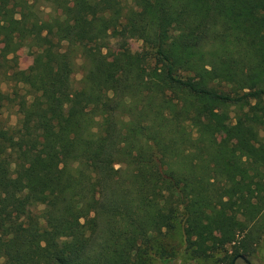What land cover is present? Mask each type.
<instances>
[{
  "label": "trees",
  "instance_id": "obj_1",
  "mask_svg": "<svg viewBox=\"0 0 264 264\" xmlns=\"http://www.w3.org/2000/svg\"><path fill=\"white\" fill-rule=\"evenodd\" d=\"M0 73L3 264H135L178 222L232 264L264 233V0H0Z\"/></svg>",
  "mask_w": 264,
  "mask_h": 264
},
{
  "label": "rangeland",
  "instance_id": "obj_2",
  "mask_svg": "<svg viewBox=\"0 0 264 264\" xmlns=\"http://www.w3.org/2000/svg\"><path fill=\"white\" fill-rule=\"evenodd\" d=\"M41 11H43V17L48 18L56 14V11L51 9V7L42 6ZM88 42L87 38H80V45L86 44ZM93 45V43H89ZM124 50L126 52L135 53L141 55L143 52V41L137 37H128L126 39H114L111 42V47L109 48V54L115 55L119 50ZM108 50H106L107 52ZM35 54V49L23 45L15 53L16 62L20 69H26L33 63ZM110 55V58L112 56ZM143 62L148 65L152 64L153 60L150 58H142ZM78 65H76V70L73 75V86L76 91H80L82 87V78L84 76V69L81 67V58L77 59ZM12 85L4 80L3 75L0 73V91L10 92L12 91ZM231 111V116L235 115L236 106L229 107ZM212 111L217 112V109H212ZM20 119V113L17 107L14 105H9L5 107L0 116V123L4 126H17V122ZM122 167V164H117V168ZM220 234H230L235 235L236 230L232 227H224L219 231ZM184 229L182 225L178 222L173 228H166L159 234H153L149 238V242H142L139 246V251L135 257V264H228L229 259L227 256L233 254V247L229 245L226 250H222L214 253L210 257L196 258L191 256V254L186 249V242L184 240ZM243 243V242H242ZM241 245V243H239ZM238 244V245H239ZM242 250V249H241ZM240 255H245L246 259L249 260L250 264H264V233L261 237L253 243V246L249 251H241ZM237 256L235 259V264H249L246 259ZM234 259V260H235ZM4 259L0 256V264H3Z\"/></svg>",
  "mask_w": 264,
  "mask_h": 264
},
{
  "label": "water",
  "instance_id": "obj_3",
  "mask_svg": "<svg viewBox=\"0 0 264 264\" xmlns=\"http://www.w3.org/2000/svg\"><path fill=\"white\" fill-rule=\"evenodd\" d=\"M241 258L246 259L245 255H240ZM247 260V259H246ZM236 259L232 262V264H235ZM248 261V260H247Z\"/></svg>",
  "mask_w": 264,
  "mask_h": 264
},
{
  "label": "flooded vegetation",
  "instance_id": "obj_4",
  "mask_svg": "<svg viewBox=\"0 0 264 264\" xmlns=\"http://www.w3.org/2000/svg\"><path fill=\"white\" fill-rule=\"evenodd\" d=\"M248 263L250 264L249 260H248Z\"/></svg>",
  "mask_w": 264,
  "mask_h": 264
}]
</instances>
